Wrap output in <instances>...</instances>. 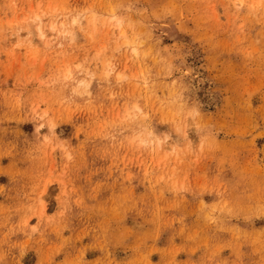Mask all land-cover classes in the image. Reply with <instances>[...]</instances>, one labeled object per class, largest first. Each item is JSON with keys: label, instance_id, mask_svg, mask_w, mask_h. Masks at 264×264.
Returning <instances> with one entry per match:
<instances>
[{"label": "rangeland", "instance_id": "374dc122", "mask_svg": "<svg viewBox=\"0 0 264 264\" xmlns=\"http://www.w3.org/2000/svg\"><path fill=\"white\" fill-rule=\"evenodd\" d=\"M0 264H264V0H0Z\"/></svg>", "mask_w": 264, "mask_h": 264}]
</instances>
